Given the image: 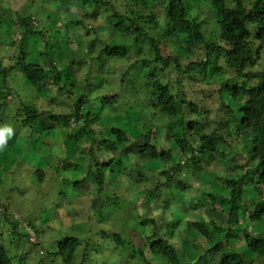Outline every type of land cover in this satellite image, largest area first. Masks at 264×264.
Segmentation results:
<instances>
[{
    "label": "trees",
    "instance_id": "16d2710c",
    "mask_svg": "<svg viewBox=\"0 0 264 264\" xmlns=\"http://www.w3.org/2000/svg\"><path fill=\"white\" fill-rule=\"evenodd\" d=\"M75 1L64 0V3ZM78 1L84 8L88 6V9L82 16L83 19L76 21V25L85 28L86 20L91 22L100 19L104 22V26L91 31L86 28L88 33H92V39L85 45L87 51H82L83 55H73L69 64H66V68L63 66L60 71H57L52 63L54 61L52 52L55 46L52 36L45 39L46 33L40 30L34 31L30 26L29 18L20 17V15L10 18L0 13V88H8L7 93L0 92V101L5 106L7 97L13 90L9 86L10 78L8 77L16 65H5L3 56L9 61L14 56L17 61L23 60L24 70L20 73L21 77L18 78L17 85H15V77L12 78L11 84L25 89L34 87L39 97L45 100H54L53 88L60 90L65 87L62 75L65 69L73 66L85 68L87 71L86 77L78 84L81 87L85 84L86 99L80 91L76 92V90L72 92L69 90L68 93H72V96L70 94L63 96L72 104L70 114H53L43 111L40 107L19 112L23 122L21 131H28L32 135L43 133L49 128L45 120L59 126L70 123L72 118H78L80 122L81 120L83 122V126L68 136L66 142H72V145L78 144L82 152L93 160V167L86 171L85 180L79 179L77 166L74 164L68 166L66 160L55 167L56 180L62 178L57 180L58 187L55 194L59 200L52 201L48 207L57 217L56 221H59L57 224L62 222V225H64L62 221L64 218L61 217V210H64L67 216H78L73 199L69 198L72 196L70 189L74 191L71 193L76 195L72 196L73 198H78L81 191L85 192L83 186L97 190L96 197L104 195L106 171L111 168L112 162L124 146L130 147L131 153L140 161V165L136 164L137 169L127 178L130 187L147 181L143 171L147 162L154 161L171 165L166 171L162 169L158 171L161 175L165 171V188L170 186L179 192L186 193L194 179L179 177L191 168V161H196V168L199 170L204 169L203 164L208 163L193 155V152L201 153L202 157H209L207 161L213 153L225 159L226 156L221 152L220 145H227V140L218 130H212L211 133L207 131L209 125L205 102L196 96L195 99L190 96L188 98L184 93V90L191 85L190 82L200 85L206 97H209L210 93L218 95L224 120L223 128L230 129L233 123L237 124V132L244 134L242 137L244 141L247 137V128L258 121L264 123V91L261 90L264 88V2L262 0H250L252 4L250 9L245 8L244 0H124V5L120 7H116L112 0ZM203 4L210 5L206 9L207 15L204 20H199L197 17V23L188 24L186 21L188 11ZM233 4L236 6L232 7ZM6 22L11 23L10 28H3ZM215 28H219L218 34L214 31ZM153 32L156 35H152ZM16 34L20 36L12 39ZM32 37L43 44L39 63L26 62L24 59L23 48ZM6 42L8 47L19 46L21 55L16 56L15 53L4 55ZM132 54L138 59L129 64V57ZM119 62L122 65L115 70L112 69L111 65ZM125 63L128 64L126 68L123 67ZM122 68L123 71H121ZM249 69L252 71H248ZM170 70L178 72L176 80L178 88L175 94L169 90L168 84H164L158 78L162 73L170 74ZM227 70H232L235 74L223 81L220 88H211L210 85L226 75ZM103 84L113 87L117 85L128 95H134L143 87L150 90L149 96H154L155 102L150 100L143 108L137 105L140 116L139 125L142 120L145 121L147 129L145 132H141L139 126V134L131 138L123 127L117 125L109 126V134L112 138H107L101 132L102 130L98 127L105 126L102 111L111 108L117 111L126 109L123 102L118 103L120 91L111 96L95 95L97 89ZM93 96H95L94 100L91 99ZM98 101L100 104L98 103L99 106L95 107ZM229 102L236 105L235 109L229 106ZM152 108L155 111L146 112L147 109ZM250 108H254L255 114L246 111ZM47 113L49 117L46 119ZM156 114L167 117V124L163 126L167 129L166 132L161 133V129L156 128L153 123ZM225 116H227L226 122ZM188 117L193 118L188 119ZM245 118L248 119V124L244 123ZM253 131L257 129L253 128ZM161 134L165 135L171 145L175 144L184 156L190 155L183 166L176 161L174 153L168 147L159 146L156 143ZM197 134L204 143L198 149H191L188 141ZM227 135L231 137L233 134L229 130ZM101 150L113 153L110 161L104 162L103 165L96 156V153ZM244 152H247L248 157L257 159V162L253 164L254 168L249 170L250 174L244 172L245 167L242 164H238L235 166L234 175L225 180L217 177L215 182L225 187L227 196L221 197L214 192L203 194L207 200H210V207L207 208L209 210L204 215L208 221L199 220L193 222L191 226L205 242L203 252L205 260H197L196 264H256L264 260V198H260L264 197V190L260 187L264 183V159H261V154L264 153V135L254 136L249 145L244 144ZM23 158H19L17 165L13 164L12 169L15 173L30 170L39 179L46 178V172L27 165ZM204 172L200 171L197 176L196 172L192 171L190 176L195 177L196 180ZM90 181L91 184H89ZM144 189L146 191H135L128 199L124 195L117 198L105 196L102 207L92 208L93 220L90 226L87 223L82 227L78 226L80 227L78 229L75 225L71 227L78 231L76 234H81L86 227L99 229L97 232L91 231L86 239L78 235L64 236L54 241V245H48V249H44L41 247L44 241L38 240L43 231L37 227V224L30 222L34 228V235L38 239L30 242L31 249L18 259L10 255V252L18 251L21 247L20 242L29 241L30 234L20 231L18 221L13 222L8 219L10 214L7 207L0 203V208H3L5 213L0 219V224L8 225L7 230L0 227V264H13V260L15 264H29L27 259L32 254L33 257H39L40 251L45 252L50 260L54 259L56 264H76L78 259L81 264H155L150 261L153 258L164 260L163 264H179L181 256L178 252L183 251L187 257L184 251L185 246L179 245L178 249L174 244L169 243L167 238L159 235L154 220L145 219L139 213L141 204H138L139 201L149 203L156 200L161 203L164 212L170 211L173 208L171 207L174 200L173 192L168 189V194L172 195L171 199L162 200V198L156 199L158 196L156 197L155 194L160 192L157 186ZM21 193L20 191L19 194ZM197 193H200L198 189ZM249 193L250 196H248ZM13 195L15 196L14 193ZM34 198L31 196L23 200L24 203H29ZM188 207L199 206L194 203ZM108 208L113 210L105 215L103 209ZM220 212L229 214L226 222L217 223ZM119 213L128 216L125 222L127 226L132 224L137 241H134L127 233L105 228L108 227L106 222L110 219L119 221ZM240 217H244V224L239 226L237 231H232L231 225L234 223L239 225ZM250 222L254 228L253 231L261 236L248 232ZM13 223L15 227L12 226ZM46 223L43 225L47 226ZM259 225L261 228L257 227ZM166 232L168 237L173 235L170 229ZM157 241L160 243L157 244ZM32 249L39 251L32 252ZM241 249L244 251H240ZM185 256L182 255V257ZM42 259L40 257L39 260Z\"/></svg>",
    "mask_w": 264,
    "mask_h": 264
},
{
    "label": "rangeland",
    "instance_id": "374dc122",
    "mask_svg": "<svg viewBox=\"0 0 264 264\" xmlns=\"http://www.w3.org/2000/svg\"><path fill=\"white\" fill-rule=\"evenodd\" d=\"M106 1V0H105ZM116 7H120L124 5V0H112ZM33 3H35V0H33ZM20 4V0H0V13L6 14L8 17L13 18L17 15H21L19 13V9L16 7V5ZM64 6L66 10L71 14V18L68 20L66 24H64L65 35H67V30L70 29H76V28H84L76 25L77 20H82L83 15L87 10L83 11V14L79 11V9H88V6L84 8L82 3L78 0H76L73 3H64ZM77 7V11L73 13L71 11L72 7ZM6 13H5V12ZM2 20V19H1ZM55 24V21H54ZM91 26H88V25ZM104 26V22L102 20L97 19L94 21L89 22L88 20L85 21V28L83 32V37H92V33H88L86 31L87 29H97ZM10 28L11 23L6 22L3 24V28ZM15 36H20L19 34H16ZM83 37H77L75 41L72 39L63 40L60 37V29H55L53 32L52 38L54 40L55 46L52 52V56L54 60H60L62 63L67 59L69 53L71 52V45L73 43L76 45L77 53H83L82 51L85 48V44L83 43ZM19 52L20 47L15 46ZM167 47V46H166ZM81 50V51H80ZM24 53V59L26 62L30 63H39L41 62V55L43 53V44L39 43L36 38H30L26 47L23 48ZM16 55V53H15ZM73 55H76V53H73ZM137 56L131 55L129 57L130 61H135ZM264 57V55H263ZM3 59H6L3 56ZM77 59V57H76ZM71 61V60H70ZM63 63V66L66 68V64ZM122 64L119 63H113L111 65L112 69L115 70L118 67H120ZM128 65V64H123ZM21 70L19 67H15L12 70V73H10L8 78H14L15 77V85L18 83V78L21 77ZM87 71L85 68L81 67H69V69H65L62 72L64 83L66 84L65 87L61 88L60 90H57V88H53V99H44L46 103L41 104L39 107L44 111L51 112L53 114H70V111H60L57 112L54 109L56 108H71V103H69V100H59L58 97L65 96V95H73L72 93H68L75 91L81 92L83 96L86 99V89L85 84L84 87H81L78 85L80 81L86 77ZM118 74V73H117ZM1 81V79H0ZM190 86L184 90V93L187 95L186 97H194L195 96L205 102V108L207 111V119H208V125L209 128L212 130H218V129H225L223 128V114L221 113V107L219 106V100L218 95L210 93L208 95L209 97H206L205 94L202 91V87L198 85L197 83L190 82ZM13 85V84H12ZM26 87V86H25ZM117 85L113 86H107L103 84L101 87L97 89V93L99 94V97L108 95H113L114 93H117L119 91H112V89L117 88ZM24 88V87H22ZM28 87H26L27 89ZM25 89V88H24ZM52 96V95H51ZM225 96V95H224ZM227 99V97L225 96ZM58 99V100H56ZM197 99V100H198ZM50 100L52 102H50ZM98 103L100 104V101L96 103L95 107H98ZM229 106L232 109H235V104L229 102ZM125 110L117 111L115 109H109L102 111V117L103 122L105 126L101 128L99 126L98 128L101 129L102 133L107 138H112L109 134V126H115L123 127L129 137L135 138L139 134V109L137 105L134 104H127L125 105ZM49 113L46 114V119L49 117ZM79 116L81 114L79 113ZM159 119L161 121L160 124H155L156 128L161 129V133L164 132V127L167 124V117L161 114H156V117L153 119L156 120ZM125 120V121H121ZM49 124V128L46 129L45 132H41L39 134L32 135L28 131H21L20 135L15 137L14 140L9 139L8 140V146L3 150L0 151V178H1V184H0V203L8 207L10 205H19L24 204V200L27 197H35L32 201L29 203L32 206V210L35 213V215L38 217L35 224H47L45 226V230L43 231L42 235H47V232L54 233V235H51L48 237V245H54V241L61 239L62 237H69L73 235L81 236V238L86 239L89 237L91 231H99V229H93L90 227H86V230L82 231L81 234L77 233L76 229L82 227L83 225H86L88 223L91 224L93 220V210L94 207H102L103 200L106 199L105 196H114V197H120L124 195L125 198H131L132 194L137 190H145L144 188H154L158 187L160 188V192L155 194L157 197L156 199L162 200H170L171 196L173 195V205L170 209V211H163V207L160 202L154 200L153 202L145 203L144 201H139L138 204H141V208L139 210V213L142 214V216L145 219L148 220H154L155 227L159 232V235H162V237L167 238L169 243L174 244L178 249L179 245L185 246L184 251L187 255V257L184 255L183 251L180 253L178 252L179 256H181V259L179 260V264H196L197 260H205L203 258L205 251L204 247V240L203 238L196 232L194 228H192L193 222L196 221H208L205 218V213L207 208L210 207V200L205 198L203 196L204 193L210 194L212 192L219 194L221 197L227 196V190H225V187L217 185L215 182L217 180V177H219L221 180H225L227 178H230L232 175L235 174V166L238 164H242L245 168H248L249 165H253L256 163L257 159L255 157H247L241 155L240 153H236L235 155H231L229 158V155L227 154L226 147H231V145L228 143L227 145H220L221 152L224 153L226 156L225 159H222L220 156L216 155L220 161H226L224 164V167L226 171L232 175L229 176H216L213 173L209 171H205L203 175H200L196 180L192 182L191 187L188 188L186 193L179 192V190H176L175 188H165L166 179L164 177V173L168 168H170V164L167 163H157V162H147L146 168L143 171L144 177L147 180L144 184H136L134 186L129 185V180L127 179L130 173L137 169V165H140V161L137 159V157L134 156L133 153H131L130 147L124 146L120 149V154L115 158V160L112 162L113 165L111 168H109L106 171V188L104 190V195L96 197L95 193L97 190L94 188H86L83 186L85 192H80L78 195V198H73L74 191L70 189V194L73 196L69 197L73 199L74 206L76 207L75 210L78 211V216H67L66 212L64 210H61V217L64 219L63 224H57L59 221L55 215H53L50 212V207L48 205L52 204V201H57L59 198L55 196L56 190L58 187L57 180H62V178H58L56 180L55 175V167L58 165H61L62 161L66 160V164L69 166L71 164H74L78 168V177L79 179H84V176L86 175V171L89 168L93 167V160L86 155L84 152H82L81 147L77 144H71L67 143L66 140L68 139V136L74 133L75 130L80 129L81 126H83V122L78 118H72L69 122L63 124L61 126L57 125L54 122H50L49 120H45ZM215 124V127L213 125ZM93 128V127H92ZM161 137L163 139L164 143H161ZM247 141V137H246ZM156 143L161 146H166L169 144V140L165 137L164 134H161L157 140ZM71 144V145H70ZM246 145H249L250 142L244 143ZM173 147L177 148L175 144H172V147H168L171 152H173ZM247 153V152H246ZM24 157L23 161L31 166L32 168L42 170L46 172V178L39 179L37 175H35L33 172H30V170L23 171L22 173H15V171L12 169L13 164L17 165L19 162V158ZM190 158V155L186 156ZM212 157L210 160L205 162H208L209 168L212 167ZM209 158V157H208ZM110 161V157L108 161H105V163ZM167 164V165H166ZM205 166V164H203ZM160 169L165 170L163 171L162 175L160 172H158ZM8 170V172H6ZM85 180V179H84ZM67 181V180H66ZM199 185H211V190L204 191L202 190ZM70 187V186H69ZM114 187H118L121 190L116 191L114 190ZM168 189H171L173 192L172 195L168 194ZM197 189L198 192L197 193ZM20 190L22 193L19 194ZM196 190V191H194ZM146 191V190H145ZM73 192V193H71ZM15 194V196L13 195ZM31 195V196H30ZM53 196H55L53 198ZM250 196V193L248 194ZM112 197V198H114ZM197 204L199 207L197 208H189L188 205L190 204ZM150 207H153V210L155 212H159L158 216L155 215H148V209ZM50 209V210H49ZM113 209H103L105 215H108ZM10 214V213H9ZM113 215V214H112ZM114 217V215H113ZM128 217V216H127ZM124 213H119V221L110 219L106 222V229H115L117 232L121 233H127L128 236H131L134 241H137L135 232L133 231V226L130 224L127 226V223L125 222L128 218ZM237 217V216H236ZM126 219V220H125ZM31 222V221H30ZM29 222V223H30ZM80 223V225H77ZM34 224V225H35ZM54 225H58L57 227H54ZM76 227V229H71L72 226ZM80 226V227H78ZM90 226V225H89ZM261 228V225L257 226ZM253 228V227H252ZM263 228V227H262ZM170 229L173 232V235L168 237V233L166 230ZM254 229V228H253ZM256 230V229H255ZM262 231V229H261ZM259 233V231H257ZM258 236H261V234H255ZM196 237V238H195ZM36 239V240H37ZM28 249H31L29 247ZM48 249V248H47ZM244 249V248H243ZM241 249L240 251H244ZM19 251V250H18ZM180 251V250H178ZM24 254H22L23 256ZM185 256V257H182ZM150 257V256H149ZM148 257V258H149ZM248 258H251V256H248ZM40 259V257H33V254L30 258L27 259L29 264L34 262H37ZM151 259V258H150ZM188 259V260H187ZM150 261H153L152 263L155 264H163L165 261L160 258H153ZM189 261V262H187ZM205 262V261H204ZM38 263V262H37ZM76 264H81L80 260L78 259ZM256 264H264V260L258 261Z\"/></svg>",
    "mask_w": 264,
    "mask_h": 264
},
{
    "label": "clouds",
    "instance_id": "9594fccd",
    "mask_svg": "<svg viewBox=\"0 0 264 264\" xmlns=\"http://www.w3.org/2000/svg\"><path fill=\"white\" fill-rule=\"evenodd\" d=\"M264 2V0H262ZM232 7H235L236 5H231ZM244 6L246 9H250L252 7V4L250 0H244ZM16 7L19 9V13L23 15L26 18H29L31 23L30 26L33 28V30H40L43 33H46L45 39H48L53 35V32L55 29H60V37L63 40L72 39L73 41L76 40L77 37H83L84 28H76V29H70L67 30V35H65V29L64 24L68 22V20L71 18V14L66 10L64 6V0H35V3H33V0H20V4L16 5ZM210 5L203 4L200 7H193L190 11H188L186 16V21L188 24L194 25L197 23V17H199V20H204L205 15H207L206 9L209 8ZM77 7H72L71 11L75 13L77 11ZM86 9H79L81 14H83V11ZM142 10V9H141ZM55 21V24H54ZM88 26H91L90 24ZM203 30V29H202ZM214 31L216 34L219 33V28H215ZM152 35H156L155 32L152 33ZM12 39H16V36H13ZM92 39V37H83V43L87 45L88 40ZM129 43L131 41L129 40ZM87 48L85 47L83 52H86ZM10 53H16V56H20L21 53L16 47H8L7 42L5 43V49H4V55H8ZM73 53H76L77 55H83V53H77L76 45L73 43L71 45V52L69 53L67 59L63 63H67L73 58ZM135 59H138L136 57ZM134 61H129V64L133 63ZM52 63L55 65L56 70L60 71L63 67V63L60 60H54ZM5 65L9 64H15L17 67L20 68L21 71L24 70L23 67V60L20 59L17 61L16 57L14 56L11 61L5 59L4 61ZM128 65H124L123 67H127ZM225 68L227 69V65H225ZM123 71V68L121 69ZM248 71H252V69H249ZM235 73L232 70H227L226 75H224L222 78H219L216 80V83L210 85L211 88H220L223 81L229 79L230 76L234 75ZM164 84L169 85V90L175 94L177 91L178 85L176 84V80L178 78V72L175 70H170V74H164L162 73L160 77H158ZM22 80V78H21ZM118 83V80L116 81ZM144 83V81H142ZM9 86L12 87V94L7 97V103L6 106L2 101H0V113H3L0 115V151H3L8 146V140L12 139L14 140L15 137L20 135L21 127H22V120L19 116V112L27 110V109H38L41 104L46 103V101L39 97L36 89L34 87H30L27 89L15 87L11 84V78L9 81ZM264 91V88L261 89ZM112 91H120L121 96L118 103L123 102L124 105L127 104H134L138 105L139 107L143 108L145 104H148L150 100L152 102H155V97L149 96V89L148 88H141L139 89L134 95H128L125 92L121 91V88L117 87L112 89ZM0 92L7 93L8 88H0ZM100 93H96L95 95H99ZM59 100H64L65 97L60 96L58 97ZM91 99H95V96L91 97ZM69 103H71L69 101ZM57 112L60 111H72L71 108H56L54 109ZM147 111H155L154 108L147 109ZM246 111L250 113H254V108L246 109ZM193 117H188V119H191ZM227 121V116H225V122ZM154 124H160L161 121L159 119H156L153 121ZM244 123L248 124V119H244ZM215 127V124L213 125ZM253 128H256L257 131H253ZM147 129L145 127V121H141L140 124V131L145 132ZM232 132V136L229 137L227 135V131ZM166 132L167 129H164ZM209 133L212 132V129L209 128L207 130ZM218 131L225 136V139L228 140V143L231 145V147H226L227 154L229 155V158L231 155H235L236 153H240L241 155L247 157V153L244 152V143L251 142L254 136L257 135H264V123L262 122H256L251 127L246 129L247 133V141H244L242 139L243 133L237 132V124L233 123L230 127V129H218ZM143 138V137H141ZM129 142H131V138H129ZM161 143L163 142V139L161 137ZM189 146L191 149H198L200 148L201 144L204 143L200 140L199 135L193 136L188 141ZM168 147H172V145L169 143L167 145ZM211 151V148H210ZM173 153L176 157V161H178L182 166L184 165L185 161L188 160V157L184 156L183 153L179 152L178 148L173 147ZM113 153L111 152H104L101 150L100 152L96 153L97 158L101 161V165L105 161H108L109 157H111ZM193 155L197 156L198 158L205 159L207 161L208 158L202 157V154L199 152H193ZM261 159H264V153L261 154ZM212 167L209 168L208 164L205 163L204 169L199 170L196 168V161H191V168L187 169L185 173L180 176L179 178L185 179V178H191L195 179V177H191L190 173L192 171L196 172V175L198 176L200 174V171H209L213 173L216 176L224 177L232 175L228 173L224 167V164L226 161H220L215 153H213L212 157ZM251 168H254V165H249L248 168L244 169V172L249 173V170ZM250 174V173H249ZM240 175H243V173H240ZM222 182V181H221ZM92 182L90 181L89 184ZM199 187L204 190L208 191L211 190V185H199ZM251 187V186H250ZM262 190H264V183L260 185ZM114 190L120 191L121 189L118 187H114ZM264 198V197H260ZM8 212L10 213V216L8 217L9 220L16 222H19V229L21 232H28L30 234L29 241H21V247L19 248V251L13 250L10 252V255H13L15 258H19L22 254L28 251V248L30 247V242H35L36 237L33 234L34 228L29 223L30 221L32 224H35L38 217L35 215V213L32 210V206L30 203H24L19 205H10L8 207ZM5 215L4 209L0 208V219L3 218ZM148 215H155L158 216L159 212H155L153 210V207H150L148 209ZM229 219V214L220 212V219H218L217 223L226 222ZM244 224V217L239 218V225L233 224L231 225L232 231H237L239 226H242ZM15 227V223L12 225ZM0 227L4 228L5 230L8 229V225L6 223L0 224ZM37 227H39L42 231H44L45 225L38 224ZM54 227L58 228V225H54ZM248 232L255 235L256 233L253 231V228L251 226V222L249 223ZM54 235V233L47 232V235H42L40 237V240L44 241V243L41 245L42 248L47 249L48 248V237ZM63 244V242H61ZM160 242L157 241V244ZM39 251L38 249H32V252ZM31 254V253H29ZM39 257H42V260H38V264H56L54 259H49L48 256L45 255V252L40 251ZM13 264H15V260H13ZM34 264H37V262H34Z\"/></svg>",
    "mask_w": 264,
    "mask_h": 264
},
{
    "label": "built area",
    "instance_id": "2783aa9c",
    "mask_svg": "<svg viewBox=\"0 0 264 264\" xmlns=\"http://www.w3.org/2000/svg\"><path fill=\"white\" fill-rule=\"evenodd\" d=\"M34 234V233H33Z\"/></svg>",
    "mask_w": 264,
    "mask_h": 264
}]
</instances>
